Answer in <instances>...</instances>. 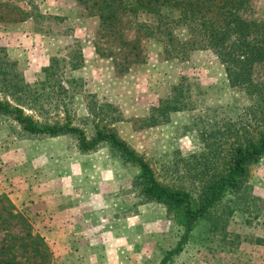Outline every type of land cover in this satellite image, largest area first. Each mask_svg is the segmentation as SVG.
I'll use <instances>...</instances> for the list:
<instances>
[{"label":"rangeland","instance_id":"obj_1","mask_svg":"<svg viewBox=\"0 0 264 264\" xmlns=\"http://www.w3.org/2000/svg\"><path fill=\"white\" fill-rule=\"evenodd\" d=\"M82 2L0 0V101L39 124L70 121L88 136L94 124L111 130L160 182L193 188L172 166L181 172L212 160L196 123L209 126L227 105L245 104L225 66L211 50L186 47L184 57H170L142 37L138 58L124 62L127 46L111 43ZM251 2L248 18L264 23V0ZM174 34L187 36L183 27ZM251 73L264 81V66ZM176 100L179 111L162 109ZM223 154L208 168L224 163ZM138 174L107 145L82 154L74 137L30 135L0 113V264H161L183 229L163 206L143 200ZM245 186L165 264H264V156L248 168Z\"/></svg>","mask_w":264,"mask_h":264},{"label":"trees","instance_id":"obj_2","mask_svg":"<svg viewBox=\"0 0 264 264\" xmlns=\"http://www.w3.org/2000/svg\"><path fill=\"white\" fill-rule=\"evenodd\" d=\"M95 9L111 43L127 46L124 62L130 57L138 58V39L156 41L163 45L170 57H184V48L211 50L225 66L229 86L236 89L245 103L240 108L226 106L224 117L213 116L211 122L196 128L211 161L201 164L173 167L179 180L190 181V188H173L157 178L150 163L111 130L98 129L94 124L93 135L64 124H39L24 110L0 101V113L12 115L27 134L58 137L70 135L77 142L78 151L89 154L100 146L107 145L118 154L124 164L139 168L136 183L143 200L155 202L172 213L183 229V234L174 250L161 262L182 251L196 225L204 219L212 221L211 212L221 206L230 196H237L246 188L248 168L264 156V81L252 78L256 66H264V23L248 18L251 0H81ZM14 8L20 17L25 16ZM14 13V11H13ZM183 27L186 38L179 40L175 29ZM135 34L128 40L127 33ZM142 40V39H140ZM182 86L173 88L180 92ZM179 102L165 103L164 110L179 111ZM234 112V113H233ZM203 118V117H201ZM202 125V124H201ZM224 163L216 169L208 168L214 157ZM181 178V179H180ZM195 193V196L192 194ZM222 214L217 220L222 219Z\"/></svg>","mask_w":264,"mask_h":264}]
</instances>
